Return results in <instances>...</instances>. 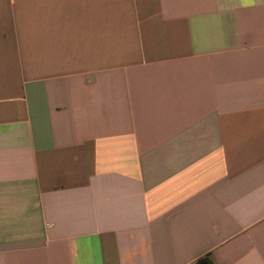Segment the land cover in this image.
Listing matches in <instances>:
<instances>
[{"label":"crops","instance_id":"obj_1","mask_svg":"<svg viewBox=\"0 0 264 264\" xmlns=\"http://www.w3.org/2000/svg\"><path fill=\"white\" fill-rule=\"evenodd\" d=\"M264 264V0H0V264Z\"/></svg>","mask_w":264,"mask_h":264},{"label":"trees","instance_id":"obj_2","mask_svg":"<svg viewBox=\"0 0 264 264\" xmlns=\"http://www.w3.org/2000/svg\"><path fill=\"white\" fill-rule=\"evenodd\" d=\"M193 264H215L209 255L203 256L196 260Z\"/></svg>","mask_w":264,"mask_h":264}]
</instances>
